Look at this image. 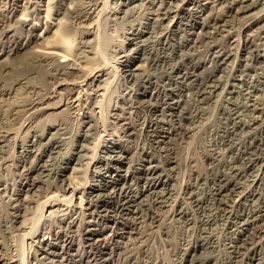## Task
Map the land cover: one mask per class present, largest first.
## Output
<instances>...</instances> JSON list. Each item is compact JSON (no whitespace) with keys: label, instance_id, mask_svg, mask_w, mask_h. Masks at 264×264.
I'll use <instances>...</instances> for the list:
<instances>
[{"label":"bare ground","instance_id":"obj_1","mask_svg":"<svg viewBox=\"0 0 264 264\" xmlns=\"http://www.w3.org/2000/svg\"><path fill=\"white\" fill-rule=\"evenodd\" d=\"M110 2L116 7L108 8L107 0H0V78L4 79H0V102L14 99L16 103H13L18 102L19 105L15 106L13 115L19 116L23 113L16 133L12 131V127L0 131V159L3 163L2 167L0 166V200L8 205V223L11 237L14 239L7 258L0 257V264H56L57 260H54L58 258L61 259L58 263L62 264L69 254L76 259L75 264H89L93 263L92 253H82L79 245L107 248L109 240L123 238L124 234H137L133 229L118 234L115 227L123 221L137 219L138 207L146 198L154 199L155 204L161 205L171 200L170 184L164 177L169 174L160 167L155 153L163 154L161 156L167 159L172 154V148L166 146L168 138L170 139L168 135L179 136L183 127H176L171 123V119L179 117L183 92L190 90H196L199 97L206 99L222 93L227 96H244L246 99L243 105L238 106L234 104L236 101L230 102L231 97H225L227 105L230 106L224 108L225 113L233 122L231 127L226 128V132L230 135L244 132L246 136H253V153H249L247 149L242 151L239 146L236 154L241 161V167H237L219 161L217 148L209 149V160L220 162L227 172L223 170L220 176L205 179L214 184L210 194L217 197L216 208L220 210L218 214H229L225 220L235 240L231 239L228 248L235 255L244 254L241 250L249 241L262 238L264 234V195L259 192L264 179V8L259 5L264 4V0ZM135 2L150 6L147 7L145 21L139 20L138 26H131L129 29L126 45L134 48H128L130 51H126L127 49L119 44L111 50L113 55L122 53L119 58L125 59L121 61L117 58L116 62L121 65V69H116L101 61L102 53L98 47L105 37H102L100 31V18L105 17L102 20L104 24L117 22L125 17L127 19L135 12L133 10L136 6L140 10L139 4L131 6ZM208 15H211L212 19H209L211 16ZM108 26L106 24L103 30ZM157 28H160L159 35L156 33ZM237 29L243 36L246 32L253 31L252 34L248 33L253 35V39L245 35L242 42H237L240 45L237 46L238 50L232 53L231 48L228 49L229 46H224L236 36L234 33ZM188 30L193 36L189 44L191 49L198 48V44L203 42L208 43L218 35L220 40H216L218 43L207 45L208 52L203 57L199 56L198 49L196 53L187 55V58L180 54L176 56L179 62L173 63L176 60L174 57L163 60L160 73L157 70L158 73H150L148 67L151 69L161 64L157 65L153 60L151 66L147 63V56L146 59L144 56L141 59V54L150 52L149 49L153 47H150V44L157 40L156 37L168 44L171 36ZM70 32H74V36L79 34L75 41L80 39L79 42L76 41L80 47L75 44V49H72L73 45L68 44L69 38L73 37H69ZM232 41L236 44L235 39ZM245 54L251 55L249 63L252 61V64L238 62L239 56ZM232 57L236 60L234 63H239V69L233 68L224 77H218L227 60ZM95 60H100L101 63ZM136 60L143 62L132 68L130 64ZM114 69V76L118 74L126 84H131L130 92L121 98L124 105L130 104L128 108L143 111L149 117L141 124L146 146L141 145L142 147L137 149L138 152L121 143L123 138L134 137V134L130 132L133 123L123 122L118 106L108 113V119L106 117L107 123L113 121V124H120L118 135L114 133L118 136L117 139L107 133L106 122L101 118L103 104H100L98 99L102 97L103 100L108 96L109 87L97 83L101 82L102 77L111 76ZM42 72L44 78L51 80L49 88L42 89V86L36 84ZM5 80H11L9 87ZM59 89L66 92L62 94ZM22 91L27 93L26 97L29 94L30 98L21 101ZM258 92L262 93L259 97L256 96ZM18 95L20 96L17 97ZM96 109L99 111L96 112ZM65 110L77 115L80 129L76 134V144L63 153L64 134L61 135V131L51 132L52 129L42 132L36 120L48 115L47 112L58 115ZM245 112L250 116L248 119L244 118ZM101 130L103 134L95 139V135L100 134ZM11 140L16 141L18 158L13 159V172L10 176L6 168L11 165L8 164L11 161L5 155ZM136 154L138 156L135 158ZM71 165V177L65 178V172ZM170 170H174V167ZM249 175H252V180L248 179ZM82 178L90 181L83 184ZM197 188L198 186H194L190 191L191 197ZM114 200L117 204L115 214L110 215L109 211L101 209ZM258 200H262L261 205L257 204ZM199 203L202 202L198 201L196 205ZM40 204H43V210L36 217L37 220L27 217L32 215V211ZM248 205H253V209L246 210ZM235 207L240 210L243 208L241 214L236 212L237 210H232L234 213L230 211ZM182 213L183 211L179 210L177 215L181 216ZM104 221H107L106 224ZM67 230L80 233L68 236ZM22 235V241L28 240L27 261L20 257L15 239H21ZM259 246H264V241L251 245L253 254L246 264H257ZM75 247L78 249L75 250ZM199 247L202 245L188 247L185 249V255L195 256ZM209 263L208 259H204V264ZM259 263L261 262L258 261ZM261 264H264V261Z\"/></svg>","mask_w":264,"mask_h":264},{"label":"rangeland","instance_id":"obj_2","mask_svg":"<svg viewBox=\"0 0 264 264\" xmlns=\"http://www.w3.org/2000/svg\"><path fill=\"white\" fill-rule=\"evenodd\" d=\"M106 4H107V7L110 9H111V6H112V8L116 7V5H112L110 0L109 1L107 0ZM137 4H139L140 10H139V8H137L138 6H136L135 10H133L135 12L133 14H131L129 17H127V19H126V17L123 19H119V20H117V22L115 21L116 23L113 22L114 24L112 22H109V23L105 22V24H104V22L102 20H104L105 17L101 16V18H100V25H102L101 26L102 28L100 31L102 33V37L103 38L105 37L102 42L104 43V41H105V43H106V44L101 43V45L98 47V48H100L101 53H102L101 61L106 62V64L109 63V65L113 66L116 69L121 66L116 61H117V58H119L122 55V53L119 52L118 56L113 55L114 53H112L111 50L113 49L114 46L119 45V44L122 45L123 47H125L127 49L126 51H130L131 49H133L134 46L130 48L129 46L126 45L128 43V37H129L128 33L130 32L129 29L131 26H138V23L140 21H145L144 19L146 18V15L148 13L147 7L150 6L149 4H145V5L141 4L140 5V2H135L131 6H134ZM108 5H110V7ZM259 6H262V8H264V4H261ZM141 7H142V9H141ZM143 7H144V9H143ZM216 9L217 8H215V10ZM209 12L210 11H208L207 13L210 14ZM208 16H211V15H208ZM151 17H153V16H151ZM213 17H215V16L213 15ZM209 19H212V16ZM106 24H107V26L109 24V26L106 29H104L105 30V32H104L103 27H105ZM142 29H144V28H142ZM158 30H160V28L156 29L157 34L160 32V31L158 32ZM107 32H108V34H107ZM240 32L241 31H239L237 29L234 33V36L235 35L236 36L233 39H235L236 44L232 41L233 40L232 39L231 41H229L230 43L228 42L224 46V47L229 46L228 49L230 50V48H231L232 53H235L238 50V47L240 45L237 42L239 40H240V42H242L243 38H245L244 37L245 35H249L250 37H248V38L253 37V35H251L253 33V31H249L250 33L252 32L251 34H248L249 32H246V34L244 36ZM125 33H127V34H125ZM183 33H184V35H183ZM157 34L155 36H157ZM72 35H73V37H70ZM74 35H75L74 32H72L69 35L70 38H69L68 44L70 43L69 44L70 46L73 45L72 49H75V44L77 46L80 45V44L78 45V42L80 39H76V41H78V42L75 41V38L79 34H77L76 36H74ZM218 37H219V35L216 36L215 39L209 40L208 43L203 42V44H198V46H199L198 48L195 47L194 49H191L190 47H192V46H190L189 44L193 40V36H191L189 30L186 32H180L179 34L171 36L168 44L164 43V40L160 39V37L157 36L156 37L157 40H155L154 43L150 44V47L153 46L151 49H149L150 52H148L144 55L141 54V59H142V56H144L143 58H145V59H146L145 56H147V60H148L147 63L149 62L151 66H152L151 63L153 60L156 61L157 65L161 64V66H159V67L154 66L151 69H150V67L147 68L150 73H153V72L158 73L159 70L161 68H163V65H162L163 60L164 61L170 60V59H173V57H174L176 60L173 63H177V61L179 62V59L177 60L178 57L176 58L177 55L182 54V55L186 56L184 58H187V55L196 53V50L198 49L197 52H198V54H200L199 56L203 57V55H206L208 52V48H209L208 46H210L211 44H214V43H218V41L220 40V37L219 38ZM236 37H238V38H236ZM106 38H107V40H106ZM154 38H152V40H154ZM216 40H218V41H216ZM125 41H126V43H125ZM71 42H72V44H71ZM107 42H108V44H107ZM234 50H235V52H234ZM148 54H149V56H148ZM246 55H247V57H246ZM249 55L250 54H245L243 56H239L238 62L240 63L241 61H243L244 63L248 62L247 64H252V61H251V63H249L250 62L249 58L251 56V55L250 56ZM133 57H135V56H133ZM119 59L121 61L125 60V59H121V58H119ZM233 59L234 58L232 57L229 60H227V63H226L227 65L225 64L223 66V69L220 71V73H218V77L219 76L224 77L228 73V71L233 69V68L239 69V63L238 62L234 63V61H236V60L235 59L233 60ZM95 61L99 62L100 60H95ZM101 61L99 63H101ZM142 62L143 61L136 60L134 63H132L130 65L133 66L132 68H134L136 65H138L140 63L142 64ZM120 69H121V67H120ZM114 72H115V69L113 70V73L111 74V76L110 75L104 76L101 78V82L97 83L101 86L103 84V85H105L104 87H109L108 93H107L108 96H106L103 100L101 99L102 97H100L98 99L100 104L101 103L103 104V107H101L103 116L101 118H102V120H104L106 122L108 119L107 116L109 115L108 113H111L113 111L114 107L118 106L119 107L118 112H119V114H122L123 122H132L134 124V125L132 124L133 130L131 129V131H130L134 134V137L123 138L121 143L124 146L126 145L132 151L138 152L137 149L139 147H142V146L145 147L146 146L145 136L143 135V133H141L142 132L141 131V127H142L141 124H142V121L144 119H148L149 117L147 116V113L145 115L143 111H138L135 109L128 108L130 104L124 105L125 103H123L121 98L130 92L131 84H126L121 79V77L118 76V74L114 76ZM251 74L253 75V73H251ZM41 75L43 77L41 76L39 78V80H36V84L39 85L40 87L42 86L41 87L42 89L47 88V87L49 88V86H50L49 82L51 80L48 77L44 78L43 72L41 73ZM0 79L4 80L3 78H0ZM117 80H119V81H117ZM9 81H10V84H9ZM104 81H105V83H104ZM0 82H2V81H0ZM5 83H7L6 84L7 86L11 85V80H8V81L5 80ZM262 87L264 88V86H262ZM61 89H63V88H61ZM180 89L182 90V87ZM60 92L63 94L66 92V90H60ZM186 92H183V97L181 98V99H183V102L180 104V107H179V109H181V111L179 109H178L179 111L177 110L179 113L180 119H179V117L171 119V123L173 125L175 124L176 127L177 126L181 127V125H182L183 130H180V131L183 134L181 133L180 134L181 136L180 135L179 136L178 135L177 136L176 135H168L170 137V139L168 138L166 146L172 148V150H171L172 154L169 155L168 159L162 157L163 154H158L157 152L155 153V154H157L156 157H157V160L159 162L160 167L162 169H164L166 173L169 174V176L166 175L164 177L168 181V183L170 184L169 188L171 189V191H170L171 200H168L165 204L163 203V205H161V204H155L156 201L154 199L151 200V198H146L145 201L142 202V204H140L138 207L139 208V214L137 215L138 218L137 219H131V221L133 223H131V221H123L121 223H118L115 227V230L118 234L125 232V231H131L133 229L134 231H137V234H135V235L128 236V235L124 234L123 238H115L114 240L113 239L109 240L107 248H105L103 246H97V245H94L92 247H88L87 244L86 245L85 244L79 245L80 246L79 250L82 253H87L88 251H90V253H92V255H91L92 260L91 261H93V263L90 262L89 264H198V262H201V264H204V259H208L210 261L209 264H246V263H248V258L252 257V254H253L252 253L253 247L251 248V245L253 246L254 243L260 244L264 241L263 240L264 234H263L262 238L261 237L258 239L253 238L254 239L253 241H249V244L246 245L247 247L245 246L244 247L245 249L243 248L242 249L243 251L241 250V252H243L244 254L241 253L240 255H235L231 252V249L228 247H229L230 242L232 241L231 239L233 238L235 240V238H234V235L230 233V230H228L226 220H225V218H227L226 216H229V214L228 215L222 214V213L218 214V211L220 212V210H219V208H216V207H218V205H216V202H217L216 198L217 197H213L210 194L211 193L210 189H212V186H214V184L211 181L209 183L205 180L206 178L213 179L217 176H220L222 174L223 170L227 172V170H225L224 167H221L220 162L209 160V158L207 157V155L209 154V151H210L209 149H216L217 148V151H219V154H220L219 161L224 162L225 164L228 163L230 166H237V167H241V164H240L241 161H239V158L236 154L237 153L236 149L239 146H240V149L242 151L247 149V151L249 153H251L250 151H252V153H253V148H252L253 136H246V134L244 132L238 133V135L241 134L240 136L230 135L226 132V128L231 127V123H233L232 120L228 117L229 115L227 113H225L224 108L226 106H229V105H227V99L226 98L231 97L230 102L234 103L236 101V103H234V104H238V106H240L241 104L243 105L244 102H246V99H244V96L243 97L242 96H240V97L227 96L226 94L223 95V93L215 95L214 97H211L209 99H206V98L199 97L197 95L196 90H190V92L189 91H186ZM258 93L256 94L257 97L262 95L261 92L259 94ZM25 94H27V93L22 91V93H20L21 96L18 95L17 97L20 96L22 98L21 101H24L23 99L25 98V100H26L28 95H29L28 94L26 97ZM195 94H196V96H195ZM186 95H188V96L186 97ZM28 98H30V97H28ZM201 99H204V100H201ZM56 100H58V99H56ZM9 101L8 102L7 101L6 102H0V131L13 128L12 131H14V133H16L19 129V126H20L19 123L22 122L21 115L23 113L20 114L19 116H14L13 113L15 112L14 111L15 106L19 105V104H18V102H17V104H14V103H16L14 101V99L9 100ZM98 109H96L97 110L96 112H98L100 110V109L99 110ZM130 113H131V115H130ZM245 113H244V118L248 119L250 116H249L248 112L246 114ZM46 114H48V115L41 116L36 120V123L39 126V130H41L42 132L46 131L48 129H52L51 132H56V131L60 132L61 131L60 134L61 135L64 134V137H65V140H64L65 144L63 145V148H64L63 153H66V151L68 149H70L71 146H74L77 142L76 141V134L78 133L77 131H79V129H80V124H79L80 120L77 119L78 117L76 114L74 115L73 112L69 111V110H67V111L65 110V111H63V113L61 112L58 115L57 114H50V112H47ZM4 117H5V119H4ZM97 117L99 118L100 114H98ZM106 117H107V119H106ZM9 118H10V120H9ZM14 118H16V119H14ZM6 119H7V121H6ZM12 120H13V122H12ZM14 120H16V121L18 120V121L16 122ZM112 122L113 121H111L110 123L106 122V127L108 129L107 133L109 132L108 133L109 135H111V136L114 135L113 137H115L117 139V137H118L117 135L119 133V129L121 126H120V124H116L115 122H114L115 124H113ZM14 123H16L17 125L16 124L14 125ZM50 126H53V127H50ZM14 127H15V129H14ZM187 127H188L189 131H188ZM16 128H17V130H16ZM117 128H118V130H117ZM184 130H186L187 132ZM114 133L117 135H115ZM190 133H191V135H190ZM101 134H103V131L100 132V134L95 135V136H97V137H95V139H97L99 137V135H101ZM12 136H14V135H12ZM169 142H171V143H169ZM94 143H95V141H94ZM94 143L92 144L93 147H94ZM246 145L248 147H246ZM218 148H220V149H218ZM135 149H136V151H135ZM15 155H16V157H15ZM5 156L8 157V159H10V161H11V162H8V164H11V165H9L6 168V172L8 170V172H10L9 174L11 176V172H13V170H12L13 169L12 164L14 162L13 159L16 160L18 158L16 141L14 142V140H11V142L9 143V146H8V153ZM136 156H138V154L135 155V158H136ZM231 162H232V164H231ZM1 163H2V159H0V166L2 167L3 163L2 164ZM15 163H16V161H15ZM1 167H0V169H1ZM71 167H72V165L70 166V168L68 170H66L65 175H64L65 178L71 177V174H72L71 173L72 172ZM172 167H174V170H170ZM82 173H84V172H82ZM82 173H80V174H82ZM249 178L252 180L253 179L252 175H249L248 179ZM81 180H82L81 182L83 184H85L87 181H90L89 179L84 180V178H82ZM262 181L263 182H262V185L260 186L259 192H261L264 195V179ZM195 183H197V184H195ZM194 186H198V188L194 190L193 197H191L190 191H192ZM208 200H210V201H208ZM198 201H200L202 203H199V205H196V203H198ZM205 201H207L208 203H203ZM261 201L262 200H258L256 202L258 205L259 204L261 205V203H262ZM116 205L117 204L114 200L112 203H107L106 206L102 207L101 209H105V210L109 211L110 215H113V214H115V211H116V209H115ZM7 206L8 205L6 203H4V201L2 202L0 200V257L2 256L5 258H7V256H8V251L11 248L10 245L14 242L13 237H11L12 234L10 233V231H11L10 224L8 223L9 216H8ZM179 207L182 209H180ZM192 208H194V209H192ZM236 208L237 207H235L233 209L231 208L230 211L235 212L237 210L236 212H238V213L240 212V214H241L243 208L241 210L238 208L236 209ZM250 209H253V205H252V207H251V205H248L246 207V210H250ZM42 210H43V204H40L39 206H37L32 211V215H28L27 217L32 218V219H36V217H38L42 213ZM179 210L183 211L181 216L177 215ZM117 213H119V212L117 211ZM102 214H104V213H102ZM207 219H208V221H206ZM36 220H34V221H36ZM106 222L107 221H104L105 224H106ZM263 222L264 221H262V223ZM57 223L63 227V224H60L59 221ZM104 223L101 222V224H103V225H104ZM263 230H264V227H263ZM79 233H80V231L79 232L78 231L75 232L74 230H67L66 231V234L68 236H73V235L76 236ZM109 233H111L110 230H109ZM21 234H23V233H21ZM23 238H24V236L22 235L21 239H20V237H19V239L18 238H15V239H17L16 242L18 244L20 257L23 258L24 261H27V250H26V248H27L28 240L22 241ZM227 241H229V242H227ZM194 245L195 246H198V245L201 246L202 245V247H199L198 251L195 253V256H189V257L186 256L185 255V249H187L188 247H195ZM249 246L251 249L249 248ZM76 248L77 247H75V250H76ZM258 249H259V255L257 256V260L259 262L263 263V261H264V246H259ZM71 252L76 253V251H71ZM24 253H26V254L24 255ZM243 256H245L244 259H243ZM67 257L63 261L62 264H75L76 263V261H75L76 259H73L72 257H70V254L67 255ZM90 259H91V257H90ZM236 259H238V260H236ZM56 260H57V263L59 261H61V259H59V258L55 259L54 261H56ZM195 260H197V261H195ZM257 260H256V263L258 264ZM261 263H259V264H261ZM1 264H3V263H1Z\"/></svg>","mask_w":264,"mask_h":264}]
</instances>
